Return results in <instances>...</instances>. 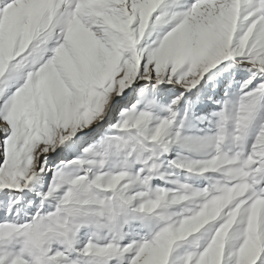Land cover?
<instances>
[{
    "label": "snow or ice",
    "instance_id": "obj_1",
    "mask_svg": "<svg viewBox=\"0 0 264 264\" xmlns=\"http://www.w3.org/2000/svg\"><path fill=\"white\" fill-rule=\"evenodd\" d=\"M0 264H264V0H0Z\"/></svg>",
    "mask_w": 264,
    "mask_h": 264
}]
</instances>
